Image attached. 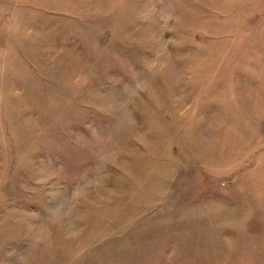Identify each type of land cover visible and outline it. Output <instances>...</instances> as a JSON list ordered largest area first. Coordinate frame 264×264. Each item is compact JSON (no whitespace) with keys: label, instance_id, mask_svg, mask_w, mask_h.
Here are the masks:
<instances>
[{"label":"rangeland","instance_id":"obj_1","mask_svg":"<svg viewBox=\"0 0 264 264\" xmlns=\"http://www.w3.org/2000/svg\"><path fill=\"white\" fill-rule=\"evenodd\" d=\"M0 264H264V0H0Z\"/></svg>","mask_w":264,"mask_h":264}]
</instances>
